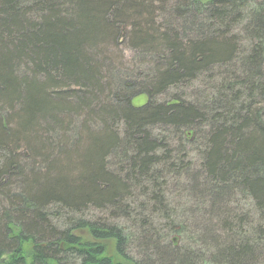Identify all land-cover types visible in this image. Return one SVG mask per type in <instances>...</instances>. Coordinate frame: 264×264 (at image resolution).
<instances>
[{"label": "trees", "instance_id": "16d2710c", "mask_svg": "<svg viewBox=\"0 0 264 264\" xmlns=\"http://www.w3.org/2000/svg\"><path fill=\"white\" fill-rule=\"evenodd\" d=\"M0 264H264V0H0Z\"/></svg>", "mask_w": 264, "mask_h": 264}, {"label": "rangeland", "instance_id": "374dc122", "mask_svg": "<svg viewBox=\"0 0 264 264\" xmlns=\"http://www.w3.org/2000/svg\"><path fill=\"white\" fill-rule=\"evenodd\" d=\"M123 55L125 56L124 57V59L126 60L125 62L123 61V64L124 65H126V66H131L132 64H134V62H135V60H136V58H137V55H136V53H133V51H131V50H129V49H126V48H124V50H123ZM130 69V68H129ZM129 78V77H128ZM197 84V83H196ZM195 84V86H194V88H191V89H186V90H182V91H185L187 94H192V95H194V93L196 92V90H199L200 88H201V84L199 83V84H197L196 85ZM181 92V91H180ZM142 101H144L142 98H140L139 100H136L135 101V104H141V103H143ZM193 157H195V156H193ZM172 189V192L174 191V189H173V187L171 188ZM178 192H176V191H174L173 192V194H172V196L174 197V198H172L173 199V201H174V204L177 206V207H179L176 203L179 201V200H177L178 199ZM182 203H185V201H182ZM190 204L191 205H189V206H187V209L189 208L190 210L189 211H191L192 212V206L193 205H195V202L194 203H191L190 202ZM182 207H183V204H182ZM180 209H181V206H180ZM190 218H191V216L189 215V214H187V215H185L184 216V218H183V220H185V222H189L190 223ZM175 238V236H173V237H171V241H172V244H174L175 242L173 241V239ZM189 242L188 241H180V240H178L175 244V246H179L180 248L182 247V248H185L186 249V247L188 248V247H190V244H188Z\"/></svg>", "mask_w": 264, "mask_h": 264}]
</instances>
